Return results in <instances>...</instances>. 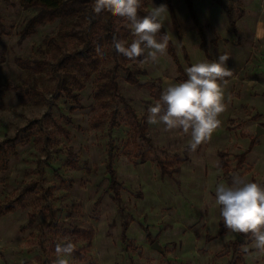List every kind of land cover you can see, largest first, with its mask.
Wrapping results in <instances>:
<instances>
[{"label": "rangeland", "instance_id": "obj_1", "mask_svg": "<svg viewBox=\"0 0 264 264\" xmlns=\"http://www.w3.org/2000/svg\"><path fill=\"white\" fill-rule=\"evenodd\" d=\"M145 1L149 10L161 5L158 0ZM172 1L182 40L169 11L163 26L184 71L189 65L183 48L192 64L215 61L224 54L230 57L227 66L233 75L226 78L224 89L227 110L211 140L195 152L189 151L190 134L181 129L166 132L163 124L148 123L147 135L155 150L151 160L141 164L140 159L127 154L139 151L136 143L144 144L134 137L132 122L121 120L111 127L103 119L113 110L124 113V104L115 102L102 109L93 99L94 76L78 91L79 104L59 92L51 58L39 50L45 49L48 37L56 35L59 22L40 26L21 41L20 32L38 10H26L24 0H0L7 32L0 42V144L26 135L24 129L41 122L36 134L39 141L23 138L9 159L8 170L0 172V205L15 207L14 212L0 218V264H38V258L44 257L43 249L53 242H72L87 252V258L57 256L50 264L58 258L67 259L68 264H232L234 250L243 253L240 245L245 238L241 234L228 231L217 236L223 221L214 201L216 186L230 185L223 162L232 169V177L264 182V134L256 137L257 128H264V39L256 38L257 24L264 23V0H222V5L214 0H194L205 26L208 54L201 48L185 1ZM225 9H232L237 32L230 26ZM240 12L244 13L242 18ZM27 59H36L38 64L19 61ZM129 67L144 70L145 74L138 75L140 82H155L162 92L170 84L182 82L168 53L158 63L129 62ZM127 78L128 74L120 71L121 94L147 121V110L157 100L146 89L129 84ZM27 82L35 84L42 96L25 97L22 86L25 88ZM98 119L101 122L95 126ZM253 141L246 163L237 171V157L246 153ZM128 142L132 148L126 146ZM143 147L140 151H147ZM109 150L116 156L121 203L110 190ZM158 159L171 163L170 168L178 173L164 174ZM36 182L35 192L27 195L28 207H19L16 199L21 191ZM47 190L50 193L44 196ZM125 221L130 222L126 234L131 245L122 241ZM75 229L94 232L90 247L88 239L72 234ZM155 242L161 251L153 247ZM235 242H239L237 248L233 247ZM243 256L244 264H264V256Z\"/></svg>", "mask_w": 264, "mask_h": 264}, {"label": "trees", "instance_id": "obj_2", "mask_svg": "<svg viewBox=\"0 0 264 264\" xmlns=\"http://www.w3.org/2000/svg\"><path fill=\"white\" fill-rule=\"evenodd\" d=\"M158 1L161 4L167 5L168 11L171 14L173 25L180 36V40H182L181 26L176 16L173 1ZM184 1L189 9L192 22L200 37L201 48L208 54V40L205 33V26L199 19L194 5V0ZM214 2L218 5L223 4L222 0H214ZM93 5L94 0H24V8L26 10L36 9L38 11L27 21L24 28L20 32V40L23 41L26 38H29L40 26L51 25L59 22L60 28L56 35L50 36L46 39L45 49H39L40 51L44 50V55L50 56L51 58L52 63H50V66L52 68V73L58 79L57 88L59 92L76 104H79V92L84 89L85 81L94 76L93 99L102 109L107 110L109 106L115 102L124 104V113L118 110H113L110 113H105L106 117L103 119H105L111 127H114L117 124L119 125L121 120H129L132 122V125L135 127L133 132L134 137L137 136L144 142L143 145H145L144 147L147 148V151H140L143 145L136 143V147L139 151L135 152L133 155L130 152L127 154L128 156L131 155L137 157V159H140L141 164H144L151 160L149 159V156L154 153L155 147L152 140L147 135L148 122L145 118H140L136 114V111L129 106L121 94L118 82L119 73L120 71H125L128 74L127 81L129 84L136 85L141 89H146L151 94L152 98L157 101L160 100L162 89L160 85L155 82L141 83L138 75L145 74V71L139 69L133 71L129 67V62L141 63L145 61L143 56L137 58L136 60H130L115 50L113 43L114 36L118 39L124 40L126 42V46L130 45V43L135 39L134 30L129 26V22L125 18L113 16L107 11H102L97 15L93 12ZM149 11L151 10L147 8L146 1L142 0L139 15H146ZM225 13L228 17L230 26L234 29V32H237V19L233 14L232 9H225ZM243 16L244 13L240 12L239 17L242 18ZM165 32L167 33L163 26L161 33L163 34ZM6 34L7 32L4 25V19L0 13V42ZM167 53L176 64L180 75L178 79L180 81L186 80L187 75L183 70L181 60L177 54L175 45L170 39V36ZM183 53L184 59L189 67L192 66L193 64L191 63L190 57L185 48H183ZM19 61L23 65H26L29 62H36V64H38L36 59H31L30 61L28 59ZM41 64L43 65L44 63ZM111 64L113 65L111 66ZM28 83L29 82L25 84V88L22 86V89L25 90L24 96L29 97L30 99L33 97H41L42 92L37 89V86L35 84L29 85ZM33 83H36V79L33 80ZM4 88L10 89L12 86H4ZM99 122H101V120L98 119V121L94 122V125L98 126ZM40 128L41 122L35 121L29 129H24L22 131L26 132V135H17L12 139H6L2 144H0V172L8 170L9 159L12 155L17 153V147L23 142V138L27 137L30 141L31 138L34 137V140L39 141L36 134L38 135ZM34 130L38 131L35 133ZM33 134L35 136H33ZM254 145L255 141L252 142L250 149L246 153H242L237 157L238 162L235 168L237 171L243 168V165L246 163L248 153ZM126 146L128 148L131 146L132 148V143L128 142ZM109 156L107 172L110 177V190L114 194V200L121 203L122 186L118 181L117 171L114 167L116 156L113 155L111 150H109ZM156 161L164 174L171 175L173 173H178L176 169L170 168L171 163H168L170 164L168 165L167 162L165 163L162 160L158 159ZM223 168L225 170L224 175L231 185L233 177L230 176V173L232 172V169H230L227 162H223ZM261 185H264V182ZM37 186L38 183L36 182L33 183V186H27L21 191L19 197L16 199L19 203V207L23 209L28 207L27 197L35 192ZM48 190L45 191L44 196L49 195L50 192ZM14 211V206L4 207L3 205H0V218ZM129 225L130 222L128 221H125L123 224L122 241L131 245L132 241L128 239L126 234ZM227 232L228 230L222 224L220 232L217 236H223ZM72 234L88 239V247L91 246V239L94 235L93 231L75 229ZM241 236L245 238L242 234ZM148 239L152 240V237L149 235ZM238 243L239 242H235L233 247L237 248ZM57 244V242H53L49 245L48 249H43L44 257L46 255L47 258L44 259L43 256L39 257L38 264H50V262H53L51 259H53V257H57V253L55 251ZM234 252L236 253V256L234 261H232V264H244L245 259L243 255L245 253H238L236 249ZM71 256L84 261L87 258V252L83 249H77L75 247V251Z\"/></svg>", "mask_w": 264, "mask_h": 264}, {"label": "clouds", "instance_id": "obj_3", "mask_svg": "<svg viewBox=\"0 0 264 264\" xmlns=\"http://www.w3.org/2000/svg\"><path fill=\"white\" fill-rule=\"evenodd\" d=\"M142 0H94L93 12H110L125 18L134 30L135 39L126 42L113 37L115 50L130 60L144 57L146 61L158 63L167 54L168 34L161 33L166 4L153 6L146 15H139ZM256 38L264 39V23H258ZM230 57L220 55L215 61L194 63L186 68L187 79L170 84L160 100L148 108L147 122L163 124L164 131L181 129L190 134L189 151L211 140L212 134L221 125L220 116L227 110L224 89L227 77L233 75L227 66ZM219 165H217L218 167ZM215 204L219 206L224 227L231 233L245 237L240 250L252 258L264 256V185L234 175L231 185L220 183L215 189ZM58 257L71 256L75 251L72 242L57 244ZM55 264H68L58 258Z\"/></svg>", "mask_w": 264, "mask_h": 264}, {"label": "water", "instance_id": "obj_4", "mask_svg": "<svg viewBox=\"0 0 264 264\" xmlns=\"http://www.w3.org/2000/svg\"><path fill=\"white\" fill-rule=\"evenodd\" d=\"M263 134H264V128L261 127V126H259V127L257 128V130H256V137L259 138V137L262 136ZM153 247H154L155 249H157L158 251H161L160 245H159L157 242L154 243Z\"/></svg>", "mask_w": 264, "mask_h": 264}]
</instances>
